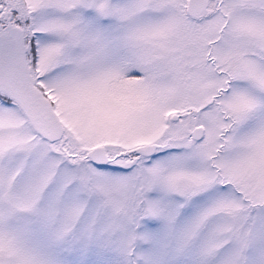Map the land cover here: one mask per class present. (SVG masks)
<instances>
[{
    "label": "snow or ice",
    "instance_id": "snow-or-ice-1",
    "mask_svg": "<svg viewBox=\"0 0 264 264\" xmlns=\"http://www.w3.org/2000/svg\"><path fill=\"white\" fill-rule=\"evenodd\" d=\"M0 264H264V0H0Z\"/></svg>",
    "mask_w": 264,
    "mask_h": 264
}]
</instances>
